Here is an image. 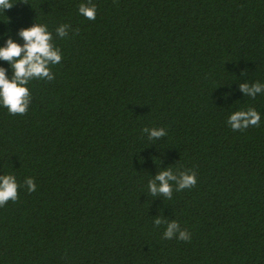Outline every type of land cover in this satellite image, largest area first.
Returning a JSON list of instances; mask_svg holds the SVG:
<instances>
[{
    "label": "trees",
    "instance_id": "trees-1",
    "mask_svg": "<svg viewBox=\"0 0 264 264\" xmlns=\"http://www.w3.org/2000/svg\"><path fill=\"white\" fill-rule=\"evenodd\" d=\"M10 2L0 48L38 23L61 61L29 80L25 114L0 102V176L18 183L0 206V264H264V0ZM257 82L255 98L240 87ZM248 108L259 125L234 131ZM166 169L197 183L153 195ZM173 220L189 240L164 238Z\"/></svg>",
    "mask_w": 264,
    "mask_h": 264
},
{
    "label": "clouds",
    "instance_id": "clouds-1",
    "mask_svg": "<svg viewBox=\"0 0 264 264\" xmlns=\"http://www.w3.org/2000/svg\"><path fill=\"white\" fill-rule=\"evenodd\" d=\"M26 3V0H23ZM10 0H0V9L6 10L13 7ZM79 13L90 20L96 18V6L93 4L79 5ZM69 25L61 24L57 29L59 36H67V28ZM20 35L26 41L21 45L11 38L8 39L7 46L0 48V58L11 61L14 67V76L9 79L6 76V70L0 67V102L8 108L9 112L15 114H25L30 103V92L27 84L32 78H47L54 79L51 73L49 64H57L61 61V53L58 48H54L52 34L47 31V25L34 24L31 27L20 30ZM23 53V55H21ZM244 93L252 98L262 91V85L257 82L251 87L247 83L240 85ZM260 122V114L255 108L236 111L230 115L228 123L235 130H244L249 126H258ZM144 133H149V139L160 138L166 135L165 128H148L143 129ZM169 180H176L178 187L177 191L185 188H190L196 185L197 177L195 172L191 170L182 171L179 178L175 176L171 169L161 171L154 180H150L148 188L153 195L163 193L171 199L173 187L169 184ZM156 181H160L157 187ZM27 185L28 192H34L37 185L32 177H27L24 182ZM18 199V183L14 175L0 176V206H3L7 201H16ZM162 223L161 218L155 219V225L159 226ZM179 240L187 241L190 235L187 229L181 230L180 225L176 220L167 223V228L164 232V238L172 239L176 233Z\"/></svg>",
    "mask_w": 264,
    "mask_h": 264
}]
</instances>
